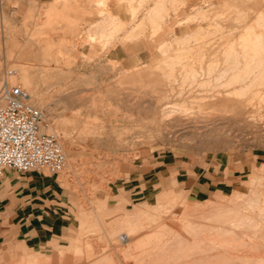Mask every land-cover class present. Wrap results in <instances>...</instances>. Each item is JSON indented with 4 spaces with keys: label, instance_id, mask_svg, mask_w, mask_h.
Segmentation results:
<instances>
[{
    "label": "rangeland",
    "instance_id": "obj_1",
    "mask_svg": "<svg viewBox=\"0 0 264 264\" xmlns=\"http://www.w3.org/2000/svg\"><path fill=\"white\" fill-rule=\"evenodd\" d=\"M263 47L264 0H0V98L67 156L0 264H264Z\"/></svg>",
    "mask_w": 264,
    "mask_h": 264
},
{
    "label": "built area",
    "instance_id": "obj_2",
    "mask_svg": "<svg viewBox=\"0 0 264 264\" xmlns=\"http://www.w3.org/2000/svg\"><path fill=\"white\" fill-rule=\"evenodd\" d=\"M17 74L15 69L5 71L0 98V182L7 171L56 175L67 164L59 139L41 131L42 111L21 85L10 83Z\"/></svg>",
    "mask_w": 264,
    "mask_h": 264
},
{
    "label": "crops",
    "instance_id": "obj_3",
    "mask_svg": "<svg viewBox=\"0 0 264 264\" xmlns=\"http://www.w3.org/2000/svg\"><path fill=\"white\" fill-rule=\"evenodd\" d=\"M51 188L46 174L7 171L0 182V220L4 216H16L22 222L37 219L44 213Z\"/></svg>",
    "mask_w": 264,
    "mask_h": 264
},
{
    "label": "bare ground",
    "instance_id": "obj_4",
    "mask_svg": "<svg viewBox=\"0 0 264 264\" xmlns=\"http://www.w3.org/2000/svg\"><path fill=\"white\" fill-rule=\"evenodd\" d=\"M164 1H165V0H164ZM162 2H163V0H162ZM229 3H230V2H229ZM158 4H160V3H157V5H158ZM159 7H160V6H159ZM161 7H162V6H161ZM157 8H158V7H157ZM153 9H154V8H153ZM250 12H251V11H250ZM259 17H260V16H259ZM259 17H257V18H259ZM262 21H263V20H262ZM262 25H263V24H262ZM151 31H152V30H151ZM136 33H137V32H136ZM134 34H135V33H134ZM139 34H140V33H139ZM254 34H255V33H254ZM256 34H258V33H256ZM137 35H138V34H137ZM138 36H139V35H138ZM132 37H133V36H132ZM259 37H260V35H259ZM247 38H248V37H247ZM257 39H258V37H257ZM261 40H262V39H261ZM257 41H258V40H257ZM257 41H256V42H257ZM258 42H259V41H258ZM258 42H257V43H258ZM242 43H243V42H242ZM242 43H241V44H242ZM255 44H256V43H255ZM259 44H260V43H259ZM259 44H256V45L258 46ZM262 44H263V43H262ZM260 45H261V44H260ZM182 46H183V45H182ZM196 46H197V45H196ZM198 46H199V45H198ZM241 46H242V45H241ZM260 47H261V46H260ZM183 48H184V47H183ZM230 48H231V47H230ZM232 48H233V47H232ZM244 48H245V47H244ZM261 48H262V47H261ZM261 48H259V50H258V58H257L256 60H257V62H260V61H261V62L263 63V62H264V61H263V60H264V47H263V49H261ZM182 51H183V50H182ZM240 51H241V50H240ZM185 52H186V51H185ZM187 52H188V51H187ZM236 52H237V51H236ZM234 53H235V52H234ZM241 53H242V52H241ZM243 53H245V52H243ZM204 54H205V53H204ZM235 54H236V53H235ZM236 55H237V54H236ZM245 55H246V54H245ZM223 56H224V55H223ZM243 58H244V57H243ZM245 58L248 59V57H245ZM167 59H168V58H167ZM227 59H228V58H227ZM232 59H233V58H232ZM232 59H230L229 61H231ZM236 59H237V58H236ZM247 59H246V60H247ZM224 61H225V59H224ZM254 61H255V60H254ZM164 62H165V61H164ZM227 62H228V61H227ZM230 63H231V62H230ZM243 63H245V62H243ZM262 63H261V64H262ZM200 64H201V63H200ZM253 64H254V63H253ZM232 65H233V64H232ZM254 65H255V64H254ZM254 65H252V66H254ZM256 65H258V63H257ZM259 65H260V63H259ZM223 66H224V65H223ZM237 66H238V65H237ZM252 66H251V67H252ZM261 66H263V65H261ZM254 67L256 68V66H254ZM258 67H260V66H258ZM209 68L212 69V66L209 67ZM216 68H217V67H216ZM222 68H223V67H222ZM248 68L250 69V67H248ZM252 68H253V67H252ZM263 68H264V67H263ZM263 68H262V69H263ZM228 69H229V68H228ZM233 69H234V68H233ZM233 69H232V70H233ZM249 69H248V70H249ZM250 70H251V71H252V70L255 71L256 69L254 70V68H253V69H250ZM250 70H249V71H250ZM263 70H264V69H263ZM263 70H262V71H263ZM228 71H229V70H228ZM249 71H248V72H249ZM185 72H186V71H185ZM209 72H210V71H209ZM249 73H251V72H249ZM187 74H188V73H187ZM202 74H203V73H202ZM210 74H211V73H210ZM223 74H225V73L223 72ZM223 74H222V75H223ZM241 74H242V73H241ZM246 74H247V73H246ZM246 74H245V72H244V78H245V75H246ZM252 74H253V73H252ZM257 74H259V73H257ZM212 75H213V74H212ZM169 76H170V75H169ZM195 76H196V75H195ZM199 76H200V75H199ZM223 76H224V75H223ZM235 76H236V75H235ZM242 76H243V75H242ZM247 76H248V78H249V76H251V75H250V74H247ZM240 77H241V76H240ZM255 77H256V76H255ZM255 77H254V78H255ZM211 78H212V77H211ZM219 78H220V77H219ZM221 78H222V77H221ZM229 78H230V77H229ZM234 79H235V78H234ZM194 80H195V79H194ZM207 80H208V79H207ZM237 80H239V79H237ZM242 80H243V79H242ZM192 81H193V80H192ZM209 81H210V80H209ZM229 81H230V80H229ZM245 81H246V79H245ZM245 81H242V82H245ZM263 81H264V80H263ZM205 82H206V81H205ZM238 82H239V81H238ZM253 82H254V81H253ZM193 83H195V82L193 81ZM202 83H203V82H202ZM232 83H233V82H232ZM234 83H235V82H234ZM237 84H238V83H237ZM171 87H172V86H171ZM253 87H254V86H253ZM244 89H245V88H244ZM171 90H172V89H171ZM171 92H172V91H171ZM164 96H165V95H164ZM231 96H232V95H231ZM243 96H244V95H243ZM179 97H180V95H179ZM236 97H237V96H236ZM164 101H165V100H164ZM194 101H195V100H194ZM250 101H251V100H250ZM181 103H182V102H181ZM170 107H171V106H170ZM166 108H167V107H166ZM168 108H169V107H168ZM172 108H173V107H172ZM166 110H167V109H166ZM171 111H172V110H171ZM172 113H173V112H172ZM187 113H188V112H187ZM166 115H167V114H166ZM187 115H188V114H187ZM168 116H169V115H168ZM254 181H255V180H254ZM254 183H255V182H254ZM250 191H251V190H250ZM257 198H258V196H257ZM210 206H211V205H210ZM237 206H238V205H237ZM241 206H243V205H241ZM244 207H245V206H244ZM249 207H250V206H249ZM212 208H213V207H212ZM230 208H231V207H230ZM226 210H227V208H226ZM235 211H236V210H235ZM207 212H208V211H207ZM220 212H221V211H220ZM222 212H223V211H222ZM233 212H234V211H233ZM214 213H215V212H214ZM218 213H219V212H218ZM237 213H238V212H237ZM237 215H239V214H237ZM205 217H206V216H205ZM213 218H214V217H213ZM246 218H247V217H246ZM235 219H236V217H235ZM228 220H229V219H227V222H228ZM239 221H240V220H239ZM245 222H246V221H245ZM254 222H255V221H254ZM256 222H257V221H256ZM247 223H248V222H247ZM257 223H258V222H257ZM225 224H226V222H225ZM228 224H229V223H228ZM254 224H255V223H254ZM233 225H234V224H233ZM238 225H239V224H238ZM227 226H228V225H227ZM248 226H249V225H248ZM255 226H256V225H255ZM238 228H239V227H238ZM189 229H190V228H189ZM218 229H219V228H218ZM247 229H248V228H247ZM191 230H192V229H191ZM212 230H213V229H212ZM212 230H211V231H212ZM189 231H190V230H189ZM201 231H202V230H201ZM231 231H232V230H231ZM133 232H134V231H133ZM213 232H214V231H213ZM225 232H226V231H225ZM223 233H224V232H223ZM207 234H208V233H207ZM212 234H213V233H212ZM226 234H227V233H225V235H226ZM229 234H230V233H229ZM233 234H234V233H233ZM188 235H189V233H188ZM190 235H192V234H190ZM241 235H242V234H241ZM233 236L236 237L235 235H233ZM233 236H232V237H233ZM238 236H239V235H238ZM245 236H246V235H245ZM120 239H121V238H120ZM122 239H123V238H122ZM122 239H121V240H122ZM126 239L128 240V235H125V239H123V240H126ZM226 239H227V238H226ZM233 239H234V238H233ZM233 239H232V240H233ZM236 239H237V238H236ZM240 239H241V237H240ZM240 239H239V240H240ZM257 239H258V238H257ZM234 241H235V239L233 240V242H234ZM227 242H228V241H227ZM248 244H249V243H248ZM157 245H158V244H157ZM206 245H207V244H206ZM251 245H252V244H251ZM201 248H202V247H201ZM212 248H213V247H212ZM220 248H221V250H224V251H228V250H229L228 248H224V246H223V247H220ZM239 248H240V247H239ZM257 249H258V248H257ZM170 250H171V249H170ZM174 250H175V249H174ZM174 250H173V251H174ZM214 250H215V249H214ZM232 250H233V249H232ZM168 251H169V250H168ZM175 253H176V252H175ZM224 253H226V252H224ZM227 253L230 254V250H229ZM182 254H183V253H182ZM201 254H202V253H201ZM215 254H222V252H219V253H218V252H215ZM166 255H167V254H166ZM193 255H194V254H193ZM161 256H162V255H161ZM209 256H210V255H209ZM181 258H182V257H181ZM214 258H216V257H214ZM209 259H211V257H210ZM217 259H218V257H217ZM137 260H138V259H137ZM160 260H161V259H160ZM219 260H221V259H219ZM222 260H223V259H222ZM179 261H180V260H179ZM252 261H253V260H252ZM254 261H255V259H254ZM200 262H201V260H200ZM150 263H151V262H150ZM195 263H197L196 260H195ZM198 263H199V260H198ZM78 264H79V263H78Z\"/></svg>",
    "mask_w": 264,
    "mask_h": 264
}]
</instances>
